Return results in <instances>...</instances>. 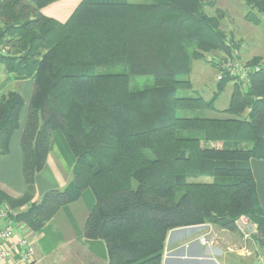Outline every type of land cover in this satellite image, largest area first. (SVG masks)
I'll return each instance as SVG.
<instances>
[{"label":"trees","instance_id":"1","mask_svg":"<svg viewBox=\"0 0 264 264\" xmlns=\"http://www.w3.org/2000/svg\"><path fill=\"white\" fill-rule=\"evenodd\" d=\"M53 1L0 0V43L8 50L0 84L6 74L34 79L20 142L26 191L0 188L15 222L36 233L91 188L96 202L84 235L105 241L107 264H164L170 230L209 223L239 233L241 215L257 224L253 238L263 247L251 159H264V70L251 72L248 88L234 83L223 114L215 101L231 76L211 99L178 95L193 86L184 76L195 59L231 50L217 0H82L64 22L42 13ZM246 3L245 18L259 23L264 0ZM144 74L154 84L132 87V75ZM23 104L17 85L0 93V156ZM57 130L76 157L73 178L37 200L36 177Z\"/></svg>","mask_w":264,"mask_h":264},{"label":"crops","instance_id":"2","mask_svg":"<svg viewBox=\"0 0 264 264\" xmlns=\"http://www.w3.org/2000/svg\"><path fill=\"white\" fill-rule=\"evenodd\" d=\"M81 1L55 0L44 6L42 13L64 22ZM236 29L240 41L244 34L247 38L254 34L261 42L264 40V29L260 24L247 21L246 18L236 24ZM252 55L250 56L264 57V46L253 51ZM13 85L18 86L24 104L19 115V127L10 139L9 152L0 156V188L9 195L20 196L26 191L20 142L27 121L34 79L6 74L0 84V93ZM75 161L76 157L63 132L57 130L47 163L36 177V199L39 200L43 193L51 188L66 187L73 178ZM251 167L264 210V159H251ZM95 202L93 190L86 188L78 200L64 205L44 228L36 233L26 225L16 223L11 242H17L23 237L32 242L35 254L30 264H107L108 250L105 241L90 239L84 235V224ZM207 232H211V237L215 234L216 240L212 244L204 245L199 238ZM260 249L264 252V246L261 247L257 239L246 241L240 233L216 225L206 223L183 226L169 231L165 245L168 254L164 256L163 263L258 264V258L255 257L259 256ZM247 250L251 254H247Z\"/></svg>","mask_w":264,"mask_h":264},{"label":"rangeland","instance_id":"3","mask_svg":"<svg viewBox=\"0 0 264 264\" xmlns=\"http://www.w3.org/2000/svg\"><path fill=\"white\" fill-rule=\"evenodd\" d=\"M220 10H222L223 14L221 15V27L226 34V40L230 43L235 49L238 50L237 57L239 59V63L242 66H252L256 63H264L263 56H254L260 57L261 60L255 62L253 61L254 57L252 55L253 51L259 50L262 46H264V40L257 39L254 34L250 35L248 38L245 37L244 34L242 40L240 41L239 35H237L236 24L243 22V18L246 11H248V5L246 0H217V6ZM208 11L212 12V14L216 15V10L208 8ZM261 17V21L258 23L264 29V15H259ZM247 21L257 23L253 20L247 19ZM243 41V42H242ZM220 51H209L205 53V57L201 59H195L192 63V71L190 74L185 75L184 77L189 78L192 81V87L190 89H179L178 95H188V96H196L201 95L205 99H211L214 91H217L218 81L217 78L219 74V65H222L224 61L220 58ZM251 55V56H250ZM223 68V67H222ZM95 72H105L107 71L106 67H96L94 68ZM221 71V68H220ZM222 72V71H221ZM238 82L240 84L241 80L235 79L230 80L225 85L224 89L219 94L218 98L215 101V106L217 109H220L218 112L223 114L222 109L227 107L230 102L231 93L233 91L234 83ZM154 84L153 75L144 74V75H132L131 77V86L134 88L145 87L148 85ZM241 86V84H240ZM215 111L209 110H196L186 112L185 110H179L177 112L178 115H208L209 113L213 114ZM221 114H213L214 116H220ZM205 179V178H202ZM6 204V203H0ZM216 235H213L214 241L216 240ZM239 249V248H237ZM264 253L263 251L258 252L259 256H256L255 259H259V257ZM257 255V254H256Z\"/></svg>","mask_w":264,"mask_h":264},{"label":"built area","instance_id":"4","mask_svg":"<svg viewBox=\"0 0 264 264\" xmlns=\"http://www.w3.org/2000/svg\"><path fill=\"white\" fill-rule=\"evenodd\" d=\"M230 44V43H229ZM230 51H220V58L224 61L219 65V74L217 78L223 79L224 76H231L235 79L241 80L240 84L243 88H248L251 82V72L257 70H264V63H256L252 66H242L238 61L237 52L230 44ZM8 52L7 47L0 43V55ZM223 67V68H222ZM221 68V71H220ZM13 211L7 204L0 205V264H30L33 261L35 249L32 242L23 237L17 242H11L15 232V222L12 217ZM239 229V233L246 241L252 240L253 235L257 233V224L254 223L248 216L241 215L235 222ZM202 244L214 243L211 232H207L200 236ZM247 254L249 251H246ZM168 251L164 250L163 257L167 256ZM258 264H264V256H260Z\"/></svg>","mask_w":264,"mask_h":264}]
</instances>
